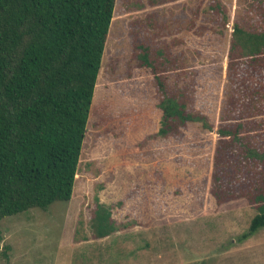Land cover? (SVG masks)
Instances as JSON below:
<instances>
[{"label": "rangeland", "instance_id": "rangeland-1", "mask_svg": "<svg viewBox=\"0 0 264 264\" xmlns=\"http://www.w3.org/2000/svg\"><path fill=\"white\" fill-rule=\"evenodd\" d=\"M237 1L117 0L72 199L1 219L0 264H264V228L240 241L257 206L233 197L252 196L264 179L243 159V144L264 151V105L251 106L255 93L264 99L254 85L263 66L231 53ZM240 1L263 32L264 0ZM136 40L176 56L164 74L194 89L188 101L211 129L190 123L150 138L162 113L154 75L130 64ZM239 124L242 145L219 137ZM96 199L133 226L96 238Z\"/></svg>", "mask_w": 264, "mask_h": 264}, {"label": "trees", "instance_id": "trees-1", "mask_svg": "<svg viewBox=\"0 0 264 264\" xmlns=\"http://www.w3.org/2000/svg\"><path fill=\"white\" fill-rule=\"evenodd\" d=\"M116 4L117 0H0V220L72 199ZM237 4L231 53L262 64L254 85L264 95V31L256 32L242 14L241 1ZM220 14L225 25L230 22L228 13ZM135 48L130 64L154 75L162 113L160 128L150 138H166L175 127L190 123L211 129L208 118L188 101L194 89L181 92L182 87H172L171 77L164 74L173 58L177 60L169 48L150 49L145 40H136ZM229 75L234 80L237 74ZM227 89L228 97L237 94L234 87ZM257 94L252 107L264 105ZM240 98L243 102L240 95L236 99ZM235 105L232 102V110ZM229 127L220 129L219 137L241 144L244 126ZM242 147L243 159L264 172V151L254 144ZM253 192L233 196L246 198L258 210L240 241L264 228V179ZM90 222L99 239L134 224L118 223L99 199Z\"/></svg>", "mask_w": 264, "mask_h": 264}]
</instances>
